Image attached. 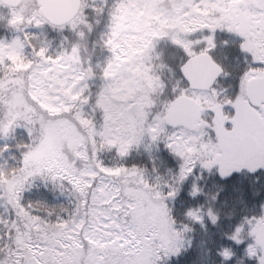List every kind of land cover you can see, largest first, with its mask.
I'll list each match as a JSON object with an SVG mask.
<instances>
[{
    "label": "trees",
    "instance_id": "obj_1",
    "mask_svg": "<svg viewBox=\"0 0 264 264\" xmlns=\"http://www.w3.org/2000/svg\"><path fill=\"white\" fill-rule=\"evenodd\" d=\"M92 1L89 10L81 3L77 15L61 26H53L43 18L40 23H32L27 14L14 21L7 14L12 8L0 3V264H30L26 261L32 254L29 243H36L41 236L52 238L54 247H61L64 254L67 249L72 254L74 248L60 242L66 240L67 231L74 226L79 229L83 250L87 251L85 230L91 224L102 221L101 239L109 231L117 230L110 225L112 222L123 225L120 210L105 200L99 202L102 192L95 187L99 178L118 186L131 178L133 183L156 192L164 200L166 216L176 241L178 235L180 246L163 254L156 264H264L256 241L259 234L256 227L264 222V156L261 166L253 170L233 166L227 175L215 166L204 167L199 163L183 171L168 138L177 128L167 126L164 121L156 137L141 138L124 149L116 140H105L99 90L109 76L111 32L120 4L126 0ZM158 2L164 11L167 29L164 35L152 37L142 50L137 77L149 76L154 83L151 94L165 100L164 106L177 94V84L188 89L179 66L195 51L206 50L211 54L222 68L215 83L223 78L231 89L256 63L264 69V61L257 59L256 49L248 44L252 33L244 37L228 25L214 24L213 29L208 23L184 19V14L194 9L197 16L215 23L220 13L206 0ZM248 3L245 0V5L242 4V12L247 14ZM30 5L39 14L37 0H32ZM80 14L90 26L86 39L81 38L80 30L70 26ZM204 38H209L207 44L199 42L200 47L184 49ZM3 45L14 49L4 51ZM69 54L76 58L75 66L83 83L73 102L59 112H52L21 84L23 103L20 106L28 111L22 110L24 116L17 117L18 107H11L8 100L19 78L27 80L37 66L56 63ZM61 120L68 121L87 140L85 157L73 153L78 145L72 144L69 152L75 169L94 170L88 187L73 188L69 178L52 176L49 167L30 175L25 171L33 142L46 137V125ZM77 140L82 142L81 137ZM117 190L124 200L127 192L123 187ZM113 210L115 215L106 222L109 216L105 214ZM96 246L92 245L89 250Z\"/></svg>",
    "mask_w": 264,
    "mask_h": 264
},
{
    "label": "rangeland",
    "instance_id": "obj_2",
    "mask_svg": "<svg viewBox=\"0 0 264 264\" xmlns=\"http://www.w3.org/2000/svg\"><path fill=\"white\" fill-rule=\"evenodd\" d=\"M158 1L126 0L120 4V13L109 42L112 64L108 70V79L99 90V104L104 111L105 119L103 128L105 140L110 142L116 140L120 148L124 149L141 138L153 139L162 130L161 122L164 121L166 124L165 115L171 100L181 94L188 95L202 105L203 111L195 131L177 127L169 133L168 138L176 151L177 163L183 171L192 164L199 163L204 167L215 166L221 174L227 175L234 169L229 156L248 127L256 126V138L264 146V128L259 126L253 116L252 106L249 105L245 95L247 80L263 76L264 69H260L258 63L254 64L255 68L245 72L232 89L229 88L228 82V85L224 84L226 81L223 78L207 91L190 90L188 86L185 90L179 88L177 84V94L164 106L165 100L151 94L154 83L149 76L141 74L137 77V73L141 70L142 50L152 37L164 35L167 29L166 17ZM31 2L32 0H24L21 6L9 7L12 8L10 13H7L10 19L17 21L22 15L27 14V18L32 23L42 22L40 13H35L30 5ZM81 2L84 3L86 10H89L90 4L93 3L92 0H81ZM206 3L212 4V7L220 13L215 23L197 16L194 9L185 13L184 19L208 23L213 29L214 24L217 27L228 25L239 30L244 37H249L252 33L253 36L249 37L252 43L248 44L256 49L257 59L264 61V0H249L248 14L242 12V4L245 5V0H206ZM70 26H74L77 31L80 30L82 39L87 38L90 26L81 14ZM208 39L190 43L184 49L200 47L198 43L207 44ZM3 49L9 51L14 47L3 45ZM75 59L69 54L56 63H42L36 67L35 73L29 79L19 78L20 82L11 90L8 100L11 107H18L20 112L16 116L23 117L22 110H26V107L20 106L23 103V94L19 89L21 84H25L37 101L52 112H59L67 104H71L83 86L82 75L75 66ZM253 109L264 123V105ZM85 129L88 134L91 133L87 126ZM45 135V138L34 141L31 145L32 152L28 155L24 166L26 173L30 175L49 167L52 176L69 178L73 188L88 187L94 170L75 169L69 152L70 146L78 145L73 149V153L85 157L86 138L66 120L46 125ZM79 137L82 142L77 140ZM262 150L254 160L245 165L246 168L253 170L261 166L264 148ZM130 179H123L119 186L111 184L104 178H99L95 184V187L102 192L99 202L105 200L112 207L120 210L119 217L123 225L118 226L116 221L115 224H112L113 222L110 224L117 229L116 231H109L101 239L102 221L99 219L94 222L85 230V242H88L89 247L84 251L79 238V229L74 226L69 232L67 231L66 240L60 242L73 247L72 251L75 252L72 253L73 255L69 253V249L64 254L61 247H54L52 238L41 236L36 243H29L28 250L32 254L28 259L26 258V261L30 264H58V261L61 264H156L163 254L169 253L174 247L178 248L180 246L178 235L176 241V234L171 230V223L165 213L164 200L156 192L150 191L141 184L133 183ZM119 187H123L127 192L126 200H122L123 194L117 190ZM113 215H115L114 210L111 214H105L109 216L106 222L112 220L110 217ZM257 233H264V222L256 227ZM92 245H97V252L96 247L89 250ZM43 249L47 250V254H44Z\"/></svg>",
    "mask_w": 264,
    "mask_h": 264
},
{
    "label": "water",
    "instance_id": "obj_3",
    "mask_svg": "<svg viewBox=\"0 0 264 264\" xmlns=\"http://www.w3.org/2000/svg\"><path fill=\"white\" fill-rule=\"evenodd\" d=\"M22 0H0L8 7H17ZM40 15L52 25L68 23L78 13L81 0H37ZM182 78L190 90H209L222 73L221 66L214 61L207 51L197 52L187 57L179 66ZM245 95L249 104L258 107L264 104V75L252 77L245 85ZM202 105L188 95L174 97L165 115L166 124L171 128L182 127L188 131L196 129V122L201 118ZM253 116L261 127V118L252 109ZM262 144L251 133L244 134L230 154L234 167H242L253 160L262 151ZM257 244L264 259V233L256 236Z\"/></svg>",
    "mask_w": 264,
    "mask_h": 264
},
{
    "label": "flooded vegetation",
    "instance_id": "obj_4",
    "mask_svg": "<svg viewBox=\"0 0 264 264\" xmlns=\"http://www.w3.org/2000/svg\"><path fill=\"white\" fill-rule=\"evenodd\" d=\"M248 101V100H247ZM250 105V104H249ZM264 104H260L258 107L262 106ZM251 106V105H250ZM253 108V107H252ZM256 108V107H254ZM260 126V125H259ZM261 127V126H260ZM261 128H264V127H261ZM245 133H251L253 134L255 137H256V126H253V127H248L246 130H245Z\"/></svg>",
    "mask_w": 264,
    "mask_h": 264
}]
</instances>
